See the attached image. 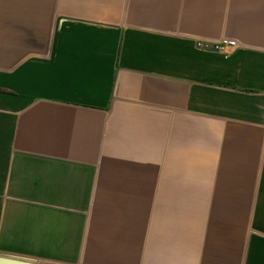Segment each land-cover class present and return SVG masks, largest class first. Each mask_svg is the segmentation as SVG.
<instances>
[{
  "label": "crops",
  "instance_id": "crops-1",
  "mask_svg": "<svg viewBox=\"0 0 264 264\" xmlns=\"http://www.w3.org/2000/svg\"><path fill=\"white\" fill-rule=\"evenodd\" d=\"M2 254L264 264V0H0Z\"/></svg>",
  "mask_w": 264,
  "mask_h": 264
},
{
  "label": "built area",
  "instance_id": "built-area-1",
  "mask_svg": "<svg viewBox=\"0 0 264 264\" xmlns=\"http://www.w3.org/2000/svg\"><path fill=\"white\" fill-rule=\"evenodd\" d=\"M238 45L234 38H221L219 40L197 39L196 46L205 51H226Z\"/></svg>",
  "mask_w": 264,
  "mask_h": 264
},
{
  "label": "water",
  "instance_id": "water-1",
  "mask_svg": "<svg viewBox=\"0 0 264 264\" xmlns=\"http://www.w3.org/2000/svg\"><path fill=\"white\" fill-rule=\"evenodd\" d=\"M0 264H39V263L32 258L15 256L11 254H2L0 255Z\"/></svg>",
  "mask_w": 264,
  "mask_h": 264
}]
</instances>
